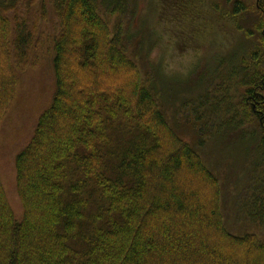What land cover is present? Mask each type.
<instances>
[{"label": "trees", "instance_id": "16d2710c", "mask_svg": "<svg viewBox=\"0 0 264 264\" xmlns=\"http://www.w3.org/2000/svg\"><path fill=\"white\" fill-rule=\"evenodd\" d=\"M49 4L55 89L14 158L21 219L0 178V264H264V33L174 94L136 54L134 0ZM246 9L234 0L230 15ZM47 16L31 0H0V122ZM175 100L196 147L167 115ZM231 132L248 143L228 170L251 223L241 234L226 227L222 179L201 152L213 143L226 157L219 140Z\"/></svg>", "mask_w": 264, "mask_h": 264}, {"label": "rangeland", "instance_id": "374dc122", "mask_svg": "<svg viewBox=\"0 0 264 264\" xmlns=\"http://www.w3.org/2000/svg\"><path fill=\"white\" fill-rule=\"evenodd\" d=\"M233 1L134 0L129 31L134 35L136 49L140 41L145 43V49L136 54L141 56L140 62L143 67L146 66L145 69L156 64L161 67L159 69L167 77L168 93L175 94L190 88L192 92L196 90L199 86L198 73L202 69L213 72L218 68V57L226 56L240 43L259 46L260 33H264V28H259L260 24L264 25V0H241L247 9L237 16L230 15ZM31 4L33 11L43 6L47 8L48 20L37 19L36 37L39 36V40H36V47L30 51L29 63L18 71L14 100L0 122V178L17 219H21L23 209L16 190L14 158L30 139L37 118L48 106L55 89L52 46L45 40L46 32H49L53 22L49 0H31ZM113 18H108L111 26L115 22ZM248 33H252L251 36ZM259 92L264 99V90ZM167 103L166 112L173 125L182 137L196 147L197 132L183 125L176 113L180 101ZM229 136L227 140H219L224 142L225 151L222 153L226 157L219 154L220 149L215 148L213 143L208 145V141L207 149L201 152L206 163L222 179L226 227L233 233L241 234L252 228L251 223L244 220L247 218L243 213L246 204L241 201L236 204L238 209L233 206L236 194L233 180L237 176H231L230 179L229 172L234 171L231 168L235 165L241 167L245 163L238 161L245 156L248 143L239 134L231 132ZM241 172L238 171V175ZM260 233L264 238V229Z\"/></svg>", "mask_w": 264, "mask_h": 264}]
</instances>
